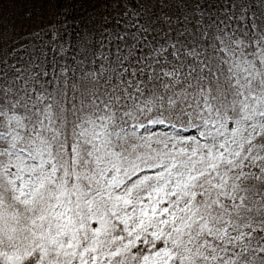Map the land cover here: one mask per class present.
<instances>
[{
  "label": "snow or ice",
  "instance_id": "snow-or-ice-1",
  "mask_svg": "<svg viewBox=\"0 0 264 264\" xmlns=\"http://www.w3.org/2000/svg\"><path fill=\"white\" fill-rule=\"evenodd\" d=\"M90 3L0 15V264H264V0Z\"/></svg>",
  "mask_w": 264,
  "mask_h": 264
},
{
  "label": "trees",
  "instance_id": "trees-1",
  "mask_svg": "<svg viewBox=\"0 0 264 264\" xmlns=\"http://www.w3.org/2000/svg\"><path fill=\"white\" fill-rule=\"evenodd\" d=\"M29 5L34 28L47 25L57 14L66 15L75 25L91 11L90 0H31Z\"/></svg>",
  "mask_w": 264,
  "mask_h": 264
},
{
  "label": "rangeland",
  "instance_id": "rangeland-1",
  "mask_svg": "<svg viewBox=\"0 0 264 264\" xmlns=\"http://www.w3.org/2000/svg\"><path fill=\"white\" fill-rule=\"evenodd\" d=\"M30 3L31 0H3V3L0 4V15L6 16L27 30L35 29L37 27L34 28L33 26L35 25L34 19L28 16Z\"/></svg>",
  "mask_w": 264,
  "mask_h": 264
}]
</instances>
